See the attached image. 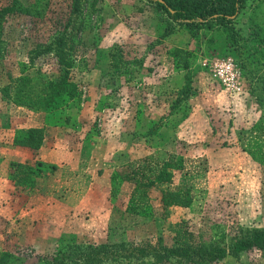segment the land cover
I'll use <instances>...</instances> for the list:
<instances>
[{
  "label": "rangeland",
  "instance_id": "rangeland-1",
  "mask_svg": "<svg viewBox=\"0 0 264 264\" xmlns=\"http://www.w3.org/2000/svg\"><path fill=\"white\" fill-rule=\"evenodd\" d=\"M19 1L22 7L20 11L2 20L0 28L2 145L11 141L13 130L41 122L42 115L47 117L48 123L59 120L60 115L54 114L61 113H55L56 110L47 116L46 110L35 113V110L27 107L13 106L5 93L7 88H12L14 80L22 76L40 82H60L64 79L55 52H44L54 45L56 36L62 35L66 36L67 46H75V55H72L75 66L70 76L80 85L81 107L64 109L63 114L68 115L69 120L65 121L63 116L62 127L53 132L49 139L54 140L55 146L60 149H70L74 161L78 158L76 152H80L77 146L88 139L91 142V134L95 131L101 130L107 145H116L120 139L117 136L121 135L120 127L116 121L113 125H106L105 113L110 112L112 120L128 106L113 97L109 110H97V115L101 117L97 121L96 114H87L88 98L95 93L105 94L98 86L100 74L109 75L111 81L118 79L116 71L106 70L107 66H111V53L120 54L127 65L145 62L149 67L158 65L161 57L156 59L153 54L148 60L143 55L150 52L148 49L158 46L155 43L162 30L163 18L167 17L165 13L145 0H86L77 15L73 14L74 0ZM10 4L11 0H0V9ZM234 28L241 38L232 43L225 41V36L215 29L200 30L194 35L180 31L189 37L192 71H195L190 100L182 105L186 110L191 109V132L183 135L184 131H181V135H176L175 139L172 136L168 139L160 132L158 142L165 144L157 146V154L160 161H166L171 155L182 156L186 165L183 170L175 172L171 183L157 184L151 189V209L141 215L129 212L132 193L129 184L119 188L121 180L115 179L117 171L121 174L128 165L139 164L137 157L141 155L142 160L144 149L138 153L129 152L131 162H126L115 171L112 177L113 201L111 199L109 206L99 208L105 213L97 217L95 223L89 215L88 200H71L74 207L66 220L62 218L58 223H53L39 209L41 221H33L37 218L32 220L27 212L37 208L41 200H38V196H33L31 200L24 199L28 191L17 187L13 181H5V176L0 175V192H7L8 189L17 196L14 201H9L0 194V251L19 257L21 263L14 264H35L37 257L53 253L62 243L125 241L171 246L177 230L184 226L201 244L211 242L215 225L224 229L229 237L241 228L264 229V106L259 105L256 99L258 92L261 95V89L251 91L255 85L258 87L257 78L251 81L254 74L249 76L250 80L245 77V92L239 97L230 98L208 69L202 66L204 61L220 57L223 53L230 54L241 63L245 61L244 51L248 53L260 49L262 40L259 29L264 28V0H247V7L234 23ZM177 39L180 41L181 38ZM95 67L104 68V73L88 72ZM177 84L180 87L174 81V87ZM83 110L84 113H81ZM86 153L83 152L80 157L82 161H88L89 166L91 162L93 165L94 158L103 161L110 158L106 151L96 155L95 152ZM34 154L28 152L30 157ZM133 159L135 162H132ZM37 162H33V166ZM0 169L5 173L6 165L0 166ZM47 172L54 174L53 169L48 168ZM164 188L176 193L190 192L192 205L189 208L170 206L169 211H165L162 204ZM18 210H24L26 217L20 218L19 213L22 212ZM122 210L124 215L121 214ZM229 242L227 239L226 244ZM220 264H264V253L253 250L237 258L228 257Z\"/></svg>",
  "mask_w": 264,
  "mask_h": 264
},
{
  "label": "trees",
  "instance_id": "trees-1",
  "mask_svg": "<svg viewBox=\"0 0 264 264\" xmlns=\"http://www.w3.org/2000/svg\"><path fill=\"white\" fill-rule=\"evenodd\" d=\"M85 1L74 0L73 14H80L82 3ZM145 1L154 4L167 16L163 18V30L155 44H161L165 38L182 30L194 35L200 30L215 29L221 36H225V41L231 43L241 38L234 28V23L247 7V0ZM21 8L19 0H11L10 5L0 9V28L2 20L20 11ZM259 33L262 40L260 49L248 53L244 51L245 61L241 63L238 59H234L243 70L247 80H250L249 76L252 74L254 77L251 81L257 78L258 87L255 85L251 91L261 89V95L259 96L258 92L256 99L259 105L264 106V28H260ZM67 44L65 35L56 36L54 45L44 50V52H55L54 56L63 70L64 79L60 82H40L30 77L17 78L12 88H7L5 93L13 106L27 107L35 111L46 110L47 116L56 110L55 113L61 114L54 115H60L61 119L64 116L65 121L69 118L68 115L63 114L64 109H80V85L70 76V71L75 66L72 59V55H75V46H67ZM191 52L189 47H185L175 48L171 53L177 60V66L186 71V84L177 99L178 103L173 105L169 115L178 113L183 102L190 100L192 77L195 72L192 71ZM223 54L220 57L231 56L228 53ZM121 62L123 58L120 54L111 53V68L115 69L112 71L118 74ZM187 115V110H184L183 119ZM60 118L58 117V121L51 123L61 124L63 119ZM162 124L163 121H159L154 127L160 128ZM44 138L45 128H31L19 132L15 138V144L36 151L43 145ZM185 165L186 160L179 155H171L166 161L149 156L136 166L128 165L127 170L121 174L117 171L115 179L119 178L133 185L128 211L135 215L145 214L151 209V189L157 184L171 183L175 172L183 170ZM41 166V163L32 166L12 162L9 167V179L17 187L32 191L38 186L42 173ZM192 201L190 192L183 194L167 188L162 190V204L167 212L170 206L189 208ZM211 238V242L200 244L196 242L193 233L183 226L177 230L171 246L161 243L142 245L125 241H107L101 244L62 243L53 253L37 257L35 264H220L228 257L237 258L253 250L264 253V229L241 228L234 236L229 237L224 229L215 225L212 228ZM227 239L230 241L228 245L226 244ZM19 261L20 258L11 253L3 251L0 254V264H14Z\"/></svg>",
  "mask_w": 264,
  "mask_h": 264
},
{
  "label": "crops",
  "instance_id": "crops-1",
  "mask_svg": "<svg viewBox=\"0 0 264 264\" xmlns=\"http://www.w3.org/2000/svg\"><path fill=\"white\" fill-rule=\"evenodd\" d=\"M161 28L163 30V26H161ZM182 33L183 32H177L172 34L165 38L162 41L163 43L157 44L158 46H156V48L148 49L150 52L143 55L147 56L146 59L148 60L149 56L153 54H155L154 56L156 59L161 57L156 67H149V64L146 62L143 64L129 63L127 65L126 62L123 61L118 68L120 72H118L119 75L117 80L111 81L109 75L100 74V85L98 84V86L102 91H105V94L97 95V93H95L92 97L88 98L87 104L89 105V112L87 114L97 115L99 114L97 110H102V112L109 110V102H111L113 97H116L117 102H121L124 106H128L126 110H123L121 113L119 112L112 120L110 119V112L105 113L107 116L105 120L108 122L106 125H113L116 121L120 127L121 135L117 136L120 137V139L117 141L116 145H107V139L103 138L101 130H99V132L95 131L91 134L93 136L91 142L88 139L85 140L83 145L77 146V149L80 148V152H76L78 158L74 161L73 152L70 149H60L59 146H55L54 140L49 139V136L52 137L53 132L60 130L62 127L61 124L48 123L49 121L44 115H42V121L37 124L13 130V138L11 141H7L4 145H2L4 143L3 141L0 142V166L4 167L6 165L5 173H2L0 169V175L5 176V181L12 182L9 179V167L12 162L30 164L33 166L35 165L33 162L38 161L37 164L41 163L42 165V173L37 188L27 192L29 197L28 194L23 197L24 199L27 198L31 200L33 196H38V200H41V203L37 204V208L31 210V212H27V215L29 214L32 216V220L37 218L33 221H41L39 219L42 217L41 212L46 213L47 215L45 217H48L53 223H58L62 218L66 220L74 207L71 200H88L89 215L93 217L94 220L92 219V222L95 223L96 218L101 217L105 213L101 212L99 208L105 205L109 206L111 199L113 201L112 177L115 171L120 169L123 164L131 162V155H129V152L138 153L144 149V157L142 160L140 161L141 155L137 157L138 163H142L146 157H159L157 154V152H159L157 146L164 143L158 142V135L160 132L164 133L167 138L172 136L173 139H175L176 135H181V131H184L183 135L191 132V109L187 108L188 115L185 119L182 117L184 110H186L182 105L186 104V101L183 102L180 107L181 110L179 109L178 113L169 115L173 105L176 102L178 103L177 99L186 84V71L177 66L176 58L171 55L175 48L189 47V37L187 35H182ZM177 37L181 38L180 41ZM123 60L126 59L123 58ZM152 68H154V70ZM111 69V66L106 67L107 72ZM91 71L104 73V68L95 67L88 70L89 73H91ZM158 72L159 74H157ZM173 80L179 83L180 87H178V84L177 87H174ZM36 112L40 113V111H35V113ZM81 113H84V110L81 111ZM100 118L101 117L97 115V121ZM159 121H163L162 126L160 128L154 127ZM47 127L50 128L47 129ZM31 128H45L43 145L36 151L15 144V138L18 133ZM47 133H49V135H47ZM187 140H189L188 137ZM102 151L109 152L108 155L110 158L108 157V160L103 161L94 158L93 165L91 162L90 166L88 161L81 160L80 156L83 152H87L86 155L89 152L93 154L95 152L96 155ZM28 152H35V154L30 157L28 156ZM124 153H128V155L125 156ZM61 158L64 159L59 160ZM132 162H135V160ZM48 168L53 169L54 174H52V172H47ZM121 183V185L119 184V188L129 184V189H131L132 192L133 185L124 181H121ZM11 192L13 191L7 189V192H0V194L5 195L6 200L14 201L17 196L13 195ZM42 202L45 203L43 204ZM39 209L42 211L38 212ZM23 211L24 210L21 211L22 213H19L20 218L26 217ZM108 212L109 208L107 209V213ZM107 213L105 216H107ZM117 214L120 213L118 212ZM121 214L124 215V210L121 211ZM11 218L12 217H10V219ZM25 222H27L26 218ZM42 222L48 223V221ZM22 224H24V222ZM1 253L0 251V254Z\"/></svg>",
  "mask_w": 264,
  "mask_h": 264
},
{
  "label": "built area",
  "instance_id": "built-area-1",
  "mask_svg": "<svg viewBox=\"0 0 264 264\" xmlns=\"http://www.w3.org/2000/svg\"><path fill=\"white\" fill-rule=\"evenodd\" d=\"M202 66L208 69L212 78L230 98L239 97L245 92L244 72L233 57H215L204 61Z\"/></svg>",
  "mask_w": 264,
  "mask_h": 264
}]
</instances>
